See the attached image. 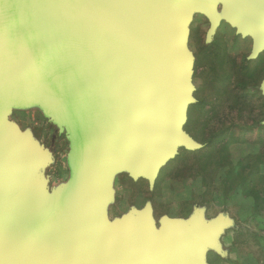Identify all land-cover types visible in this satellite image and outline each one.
<instances>
[{"label":"water","instance_id":"1","mask_svg":"<svg viewBox=\"0 0 264 264\" xmlns=\"http://www.w3.org/2000/svg\"><path fill=\"white\" fill-rule=\"evenodd\" d=\"M0 0V264H200L217 224L157 230L150 210L107 229L113 175L154 182L177 148L194 102L193 13L217 23V4L264 45V0ZM45 87L75 131L77 178L58 197L30 180L44 163L7 121L4 100ZM27 185L23 196L17 187Z\"/></svg>","mask_w":264,"mask_h":264},{"label":"rangeland","instance_id":"2","mask_svg":"<svg viewBox=\"0 0 264 264\" xmlns=\"http://www.w3.org/2000/svg\"><path fill=\"white\" fill-rule=\"evenodd\" d=\"M197 14L203 13L194 12L192 20ZM223 33L228 52L210 56L198 77L188 40L195 91L184 131L201 147H178L152 183L128 169L116 171L103 215L113 231L117 222L135 221L150 210L158 231L167 227L185 234L186 217L200 210L202 225L222 228L196 254L198 263L264 264V69L249 41L230 52L235 40L232 32ZM3 103L8 123L44 157L30 184L41 182L58 197L77 178L74 128L58 116L45 87L28 102ZM27 189L25 182L17 187L23 196ZM178 264H185V255Z\"/></svg>","mask_w":264,"mask_h":264},{"label":"flooded vegetation","instance_id":"3","mask_svg":"<svg viewBox=\"0 0 264 264\" xmlns=\"http://www.w3.org/2000/svg\"><path fill=\"white\" fill-rule=\"evenodd\" d=\"M228 31L232 32V39L235 40L234 47L230 52L236 53V49L242 50L239 45L243 41H249L250 51L254 50L257 43L256 37L253 34L244 35L239 31L238 26L233 24L227 17L223 3L217 6V23L215 25L208 15L197 14L194 16L190 27L189 47L195 57V77L200 76L202 71L207 70V60L210 56L217 57L219 54L228 52L223 33ZM255 61H260L261 65L259 67L264 69V45Z\"/></svg>","mask_w":264,"mask_h":264},{"label":"crops","instance_id":"4","mask_svg":"<svg viewBox=\"0 0 264 264\" xmlns=\"http://www.w3.org/2000/svg\"><path fill=\"white\" fill-rule=\"evenodd\" d=\"M199 212H200V210H199ZM199 212H195V216H187L186 217V222L185 223H188V222H191V221H193V220H196V221H198V218H197V215H201ZM212 224V223H211ZM235 250V249H234ZM263 262H264V257H263Z\"/></svg>","mask_w":264,"mask_h":264},{"label":"trees","instance_id":"5","mask_svg":"<svg viewBox=\"0 0 264 264\" xmlns=\"http://www.w3.org/2000/svg\"><path fill=\"white\" fill-rule=\"evenodd\" d=\"M251 175H252V174H250L249 177H250ZM249 177L247 178V181H248V182H253L254 179H253V180H250ZM260 199H261V196H260Z\"/></svg>","mask_w":264,"mask_h":264},{"label":"bare ground","instance_id":"6","mask_svg":"<svg viewBox=\"0 0 264 264\" xmlns=\"http://www.w3.org/2000/svg\"><path fill=\"white\" fill-rule=\"evenodd\" d=\"M190 2L192 3V4H191L192 7L194 8L195 4H194L193 0H190Z\"/></svg>","mask_w":264,"mask_h":264}]
</instances>
